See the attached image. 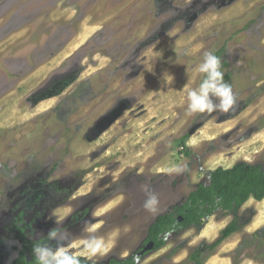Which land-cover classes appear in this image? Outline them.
Returning a JSON list of instances; mask_svg holds the SVG:
<instances>
[{
    "label": "rangeland",
    "instance_id": "obj_1",
    "mask_svg": "<svg viewBox=\"0 0 264 264\" xmlns=\"http://www.w3.org/2000/svg\"><path fill=\"white\" fill-rule=\"evenodd\" d=\"M207 51L236 102L189 115ZM240 162L264 166V0H0V264L22 230L95 263L193 264L234 214L137 254L160 215ZM237 216L204 264H264V200Z\"/></svg>",
    "mask_w": 264,
    "mask_h": 264
},
{
    "label": "trees",
    "instance_id": "obj_2",
    "mask_svg": "<svg viewBox=\"0 0 264 264\" xmlns=\"http://www.w3.org/2000/svg\"><path fill=\"white\" fill-rule=\"evenodd\" d=\"M250 199L264 200L263 165L240 162L232 168L210 171L208 184L198 185L183 204L173 207L156 219L148 230L145 242L146 244L153 242V251H158L165 247L167 238L172 234L190 228L202 230L208 219L217 212L234 214L236 218L222 231L219 239L212 244L196 247L190 255L189 260L193 264H204L226 239L242 229V218L237 215ZM19 240L22 244L19 256L9 264H39L33 249L36 246H43V241H32L24 230L21 231ZM29 257H31L30 261H28ZM77 258L80 264H101L91 262L84 257ZM137 259L136 256L122 260L112 259L104 264H138Z\"/></svg>",
    "mask_w": 264,
    "mask_h": 264
},
{
    "label": "clouds",
    "instance_id": "obj_3",
    "mask_svg": "<svg viewBox=\"0 0 264 264\" xmlns=\"http://www.w3.org/2000/svg\"><path fill=\"white\" fill-rule=\"evenodd\" d=\"M196 70L203 74V79L198 87L191 88L187 92V113L212 114L214 112L227 113L236 102L230 84L224 81V73L221 70V59L213 51H207L203 55V61L197 65ZM154 199L150 203H154ZM57 229H53L49 236L54 238ZM102 242H97L93 252L101 248ZM39 264H80L79 259L63 247L52 249L36 246L33 249Z\"/></svg>",
    "mask_w": 264,
    "mask_h": 264
},
{
    "label": "water",
    "instance_id": "obj_4",
    "mask_svg": "<svg viewBox=\"0 0 264 264\" xmlns=\"http://www.w3.org/2000/svg\"><path fill=\"white\" fill-rule=\"evenodd\" d=\"M201 127V124H199V125H196L193 129H192V131L190 132V135H193L199 128ZM180 221H181V219H180ZM154 250V243L153 242H150V243H148L146 246H145V248L144 249H142L138 254H137V256L138 257H142V256H144L146 253H149V252H152ZM31 260V257H29V259H28V261H30Z\"/></svg>",
    "mask_w": 264,
    "mask_h": 264
}]
</instances>
